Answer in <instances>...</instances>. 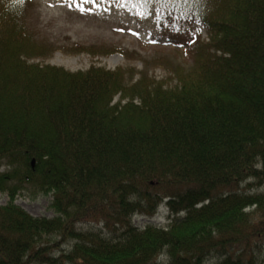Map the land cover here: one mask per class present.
<instances>
[{
    "label": "trees",
    "instance_id": "trees-1",
    "mask_svg": "<svg viewBox=\"0 0 264 264\" xmlns=\"http://www.w3.org/2000/svg\"><path fill=\"white\" fill-rule=\"evenodd\" d=\"M117 1L186 44L194 67L174 85L35 62L54 48L30 27L37 1L0 0V264H257L264 191L239 187L264 182V0ZM21 194H47L54 216ZM163 199L166 229L131 223Z\"/></svg>",
    "mask_w": 264,
    "mask_h": 264
},
{
    "label": "rangeland",
    "instance_id": "rangeland-1",
    "mask_svg": "<svg viewBox=\"0 0 264 264\" xmlns=\"http://www.w3.org/2000/svg\"><path fill=\"white\" fill-rule=\"evenodd\" d=\"M36 1L37 6L29 16L30 27L38 36L53 41L54 50L37 56L33 59L35 62L62 66L70 71L86 69L93 63L106 69L120 67L126 69V80L131 77V82H135L138 77L147 74L157 79L167 78L166 86L176 83V69L189 72L194 67L187 47L179 43L180 39L175 42L165 37L161 27L154 22L152 13L141 16L115 0L107 1L102 7L84 5L86 9H92L84 12L75 6L70 7L71 3L65 1ZM200 35L204 38L202 29ZM73 42L91 48L76 51L72 49ZM248 182L251 180L241 183L239 189L244 192L264 191V182L251 186ZM50 200L47 194L34 198L21 194L14 203L33 216L52 217L55 213L49 207ZM7 201L6 194L0 192V205ZM156 213L152 219L136 215L131 220L137 226L148 221L155 224L165 217V207L160 206ZM79 226L96 229L101 223L87 221ZM68 242L59 243H62V250L68 248ZM255 242L261 245L260 251L256 252L257 264H264V241L259 239Z\"/></svg>",
    "mask_w": 264,
    "mask_h": 264
},
{
    "label": "snow or ice",
    "instance_id": "snow-or-ice-1",
    "mask_svg": "<svg viewBox=\"0 0 264 264\" xmlns=\"http://www.w3.org/2000/svg\"><path fill=\"white\" fill-rule=\"evenodd\" d=\"M85 4H92V5H97L98 6V0H72V3L69 5L70 7L75 6L78 8L79 11L84 12V11H91V8H85ZM141 16H143V13H139Z\"/></svg>",
    "mask_w": 264,
    "mask_h": 264
},
{
    "label": "bare ground",
    "instance_id": "bare-ground-1",
    "mask_svg": "<svg viewBox=\"0 0 264 264\" xmlns=\"http://www.w3.org/2000/svg\"><path fill=\"white\" fill-rule=\"evenodd\" d=\"M159 255L163 256V254H162V253H160Z\"/></svg>",
    "mask_w": 264,
    "mask_h": 264
}]
</instances>
